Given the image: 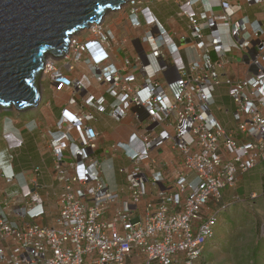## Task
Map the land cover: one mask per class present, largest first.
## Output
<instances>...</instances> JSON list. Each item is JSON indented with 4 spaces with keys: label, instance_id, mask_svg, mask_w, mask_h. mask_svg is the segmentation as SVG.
<instances>
[{
    "label": "built area",
    "instance_id": "1",
    "mask_svg": "<svg viewBox=\"0 0 264 264\" xmlns=\"http://www.w3.org/2000/svg\"><path fill=\"white\" fill-rule=\"evenodd\" d=\"M149 1L112 11L127 13L126 37L118 39L105 16L76 34L63 56L47 59L43 93L68 95L43 134L54 190L39 183L40 164L16 172L24 140L3 131L0 177L18 187L0 190V264H194L216 237L223 189L264 161V29L249 17L235 20L237 6L226 0H169L179 9L165 21ZM123 44L135 53L117 62L115 46ZM184 48L197 56L183 57ZM234 50L246 75L222 77ZM222 85L229 103L217 107L219 116L213 107ZM96 113L117 121L133 113L144 124L111 145L128 161L119 165L125 183L117 191L96 154ZM166 147L180 164L172 177L159 152Z\"/></svg>",
    "mask_w": 264,
    "mask_h": 264
},
{
    "label": "crops",
    "instance_id": "2",
    "mask_svg": "<svg viewBox=\"0 0 264 264\" xmlns=\"http://www.w3.org/2000/svg\"><path fill=\"white\" fill-rule=\"evenodd\" d=\"M231 5H235L236 7V14L234 17L235 20H239L242 17H249L255 24V26H261L264 29V0L262 2H253L248 0H226ZM223 13V9L217 14ZM118 17L120 16V22L116 26L113 24L114 16H108L107 21L109 24V28L117 35L118 39H122L126 37L130 32H132V27L127 22V13H117ZM231 41V40H229ZM118 45L115 46L114 50V57L117 62H120L124 56L134 54L135 51H133V48L131 44H123L121 46L122 49L125 51L129 50L125 55L120 54V52H117ZM131 47V49H130ZM129 48V49H128ZM132 50V51H131ZM199 52V51H198ZM183 57L188 58L189 56H197L196 51L188 50L187 48L182 49ZM242 53L238 50H234L233 52L229 53L227 56L228 62L226 63L225 67L220 69L222 77H225L227 75L233 77V78H241L246 75V71L243 69L242 60H241ZM189 59V58H188ZM47 91V92H46ZM43 93V98L40 102V104L33 109H29L27 111H17L14 110L9 115H1L0 116V138L3 133V131L11 132L12 134L21 137L24 140V145L21 149L17 152V157L20 155L22 151L26 148V145L31 142L34 147L37 154V158L39 161H41V167L43 169L42 174L39 177V183L43 186L48 187L51 190L53 185L56 183L53 179L52 173L50 172V152L48 150V141L44 138L43 134L47 132L55 123V119L59 116L62 104L67 100L68 95L66 93H58L53 92L52 90H46ZM51 95L54 97L61 98L58 100L56 106H53V103L51 101ZM32 111L34 115L31 118H27V112ZM97 120L91 121V125L97 128V130L100 132V136L98 139V149L96 150L97 156L102 161V171L104 164L107 163L110 171L112 172V181L108 182L104 176L103 177L111 187V189L117 191L120 190L124 183V177L123 182H120L117 178L119 176H123L119 173L118 168L119 165L128 163L126 158L123 157V151L121 149H113L111 147L112 144L116 142H125L127 140H124L125 138V130L128 128L133 129L134 131H142L144 129V124L139 123L137 118L134 116L133 113H130L125 119L121 121H117L107 114L104 113H96ZM130 117H133L135 119V122L133 121L128 122V119ZM2 140V139H1ZM0 149H3L5 147V144L2 140L0 142ZM23 149V150H22ZM161 154V161L166 164V172L169 173V176L172 177L175 173V171L179 167V161L176 157V153L171 151L169 147L164 148L163 150L159 151ZM115 154V155H113ZM16 157V158H17ZM43 159H45L46 163L44 165ZM38 163H35L37 165ZM179 164V165H178ZM34 166V165H33ZM33 166H30L26 170L22 171H16L18 173L31 170ZM15 167V165H14ZM16 170V168H15ZM243 176V178L248 177V180L246 181V189L245 196L246 197H240L239 198L242 201L241 208L242 210H246L245 213L248 216L252 215H259L264 216V161L259 162L255 167L250 169L249 171L242 173L238 176ZM117 180V181H116ZM238 180V179H237ZM0 181L4 182L2 185H0V190H8L9 187L17 188L16 183H7L2 177H0ZM17 181H21L23 183L24 179L22 178V175H17ZM256 186V188H254ZM9 191V190H8ZM51 195H54V192L51 191ZM255 195V196H253ZM49 197V208L50 210L55 209L56 203L54 196ZM156 195L154 193H151L149 195V198H155ZM4 199V198H3ZM1 198V200H3ZM0 200V201H1ZM235 203V202H234ZM262 220V219H261ZM257 225V221L256 224ZM261 225V223H260ZM257 228V226H256ZM259 231L257 233V237H254L253 244H252V257L253 258L250 261L251 263H261L264 264V249L256 250L257 246L260 244L264 248V241H262V235L260 232V226L257 228ZM216 231V236H217ZM217 239V237H215ZM217 246H224V250L228 251L229 249L226 248V245H211L210 243L206 246V248L203 250L201 257L194 263V264H215L216 261L213 258L212 251ZM248 263V261L245 260H237L236 264H245ZM223 264H233L232 258L228 261H224Z\"/></svg>",
    "mask_w": 264,
    "mask_h": 264
},
{
    "label": "water",
    "instance_id": "3",
    "mask_svg": "<svg viewBox=\"0 0 264 264\" xmlns=\"http://www.w3.org/2000/svg\"><path fill=\"white\" fill-rule=\"evenodd\" d=\"M129 0H0V114L36 108L49 57Z\"/></svg>",
    "mask_w": 264,
    "mask_h": 264
},
{
    "label": "rangeland",
    "instance_id": "4",
    "mask_svg": "<svg viewBox=\"0 0 264 264\" xmlns=\"http://www.w3.org/2000/svg\"><path fill=\"white\" fill-rule=\"evenodd\" d=\"M150 5L152 6V9L154 12L163 20H167L168 18H171L172 15L177 16L178 6L171 3L169 0H157L156 3L152 2V0L149 1ZM214 11L217 13L222 10L221 6H214ZM117 13L110 12L106 15L108 16H114V25H118L120 22V16H117ZM178 18V28L181 31H186L187 26L186 22L182 20L181 18ZM129 49V48H128ZM131 49V47H130ZM129 50L125 51L121 48L120 45L117 47V52H120V54L125 55ZM132 51V50H131ZM46 87V86H45ZM47 90V89H46ZM47 92V91H46ZM221 94H224V98L221 97ZM216 103L214 104V109L216 113L221 116L222 112L217 110V107L225 106L229 103V97L227 96V87L222 85L218 88V91L216 92ZM61 98H56L53 95H51V101L53 103V106L55 107L58 100ZM15 109L12 108L11 112ZM5 111L1 112L0 116L4 114ZM27 118H31L34 113L32 111L27 112ZM135 122V119L133 117H130L128 119V122ZM125 132V138L124 140H130L131 136L136 132L133 129L128 128ZM108 164L105 163L103 167V172L106 180L108 182L112 181V172L110 171ZM123 176L118 175V180L120 182H123ZM248 180V177L246 178V181ZM117 181V180H116ZM246 181L245 178L241 175L240 178H238L235 187L233 188H224L223 194H224V205L225 207L220 211V215L222 218V221L226 223L224 227L217 232V244L215 245H226V248L229 250H224V246H217L213 251V258L216 261L215 264H223L224 261H228L232 258L233 264H236L237 260H245L248 261L250 264V261L253 259L251 258L252 255V244L254 243V237H257V233L259 232L256 228V226H260V223H262V220L264 216L259 215H252L248 216L245 213L246 210H242L241 203L243 200L239 198L240 197H246L245 196V189H246ZM2 181H0V185H2ZM256 188V186H254ZM13 187H9L8 190H12ZM4 198V195L1 197ZM145 200L140 203V205H143ZM235 202V203H234ZM210 208L207 206V209ZM220 206L215 205L213 208H211L212 213H216L219 210ZM262 219V220H261ZM257 221V225L256 224ZM251 264H257L251 263Z\"/></svg>",
    "mask_w": 264,
    "mask_h": 264
},
{
    "label": "trees",
    "instance_id": "5",
    "mask_svg": "<svg viewBox=\"0 0 264 264\" xmlns=\"http://www.w3.org/2000/svg\"><path fill=\"white\" fill-rule=\"evenodd\" d=\"M156 1L157 0H152V2H154V3H156ZM9 114H11V112L5 111L3 115H9ZM0 142H2L1 138H0ZM35 163H38V165H39V164H41V161H39L37 158V154H36L34 145L31 142H29L26 145V148L24 149V151H22L20 153V155L14 160V165H15L16 171H22V170H26L30 166L35 165ZM220 214H219V221H218L216 230H220L224 227V225H226V223L224 221H222ZM257 228H259V226H257ZM260 228H261V225H260ZM262 241H264L263 236H262ZM210 244L211 245L217 244V239L214 238L210 242ZM259 248L264 249L261 244L259 246H257L256 250H259ZM257 264H259V263H257Z\"/></svg>",
    "mask_w": 264,
    "mask_h": 264
},
{
    "label": "bare ground",
    "instance_id": "6",
    "mask_svg": "<svg viewBox=\"0 0 264 264\" xmlns=\"http://www.w3.org/2000/svg\"><path fill=\"white\" fill-rule=\"evenodd\" d=\"M110 12H111V11H110ZM110 12H108L107 14H109ZM107 14H106V15H107ZM82 31H83V30L78 31L77 36L80 35V34L82 33ZM43 74H44V73H43Z\"/></svg>",
    "mask_w": 264,
    "mask_h": 264
}]
</instances>
